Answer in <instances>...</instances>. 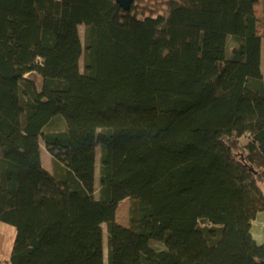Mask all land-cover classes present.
<instances>
[{
    "label": "trees",
    "instance_id": "trees-1",
    "mask_svg": "<svg viewBox=\"0 0 264 264\" xmlns=\"http://www.w3.org/2000/svg\"><path fill=\"white\" fill-rule=\"evenodd\" d=\"M263 40L264 0H0L5 264H264Z\"/></svg>",
    "mask_w": 264,
    "mask_h": 264
},
{
    "label": "rangeland",
    "instance_id": "rangeland-1",
    "mask_svg": "<svg viewBox=\"0 0 264 264\" xmlns=\"http://www.w3.org/2000/svg\"><path fill=\"white\" fill-rule=\"evenodd\" d=\"M258 10L260 12L261 10V6L259 5L258 7ZM261 13H259L260 15ZM81 30V34H82V37H83V34H84V27H81L80 28ZM262 69L264 70V40L262 42ZM41 147H42V162H43V165L45 166L46 169L52 171V157L51 155L47 152V150L45 149V146H44V143L42 141V144H41ZM129 200H124L120 203L119 205V208H118V211H117V220L119 223H122V224H127L128 223V220H129V214H128V210H129ZM0 225H2L3 227H13L14 229H16L14 226L12 225H9L7 223H4V222H1L0 221ZM251 230H252V234H253V237L255 238V240L258 242V243H263L264 242V211H261L258 213L256 219H254V221L252 222V227H251ZM104 231H105V236H104V241H105V253L107 254V248H106V229L104 227Z\"/></svg>",
    "mask_w": 264,
    "mask_h": 264
},
{
    "label": "crops",
    "instance_id": "crops-1",
    "mask_svg": "<svg viewBox=\"0 0 264 264\" xmlns=\"http://www.w3.org/2000/svg\"><path fill=\"white\" fill-rule=\"evenodd\" d=\"M15 236L16 229L0 225V264H5L9 259Z\"/></svg>",
    "mask_w": 264,
    "mask_h": 264
},
{
    "label": "water",
    "instance_id": "water-1",
    "mask_svg": "<svg viewBox=\"0 0 264 264\" xmlns=\"http://www.w3.org/2000/svg\"><path fill=\"white\" fill-rule=\"evenodd\" d=\"M124 9H130L133 0H116Z\"/></svg>",
    "mask_w": 264,
    "mask_h": 264
}]
</instances>
